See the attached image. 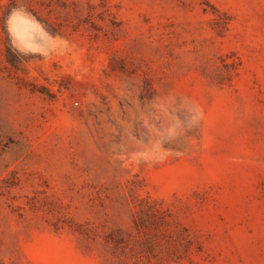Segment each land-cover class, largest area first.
Masks as SVG:
<instances>
[{
	"label": "rangeland",
	"instance_id": "1",
	"mask_svg": "<svg viewBox=\"0 0 264 264\" xmlns=\"http://www.w3.org/2000/svg\"><path fill=\"white\" fill-rule=\"evenodd\" d=\"M131 192L264 264V0H0V264H107Z\"/></svg>",
	"mask_w": 264,
	"mask_h": 264
},
{
	"label": "trees",
	"instance_id": "2",
	"mask_svg": "<svg viewBox=\"0 0 264 264\" xmlns=\"http://www.w3.org/2000/svg\"><path fill=\"white\" fill-rule=\"evenodd\" d=\"M9 52L13 47H8ZM17 63L23 58L19 52ZM9 62H11L9 60ZM16 66V62L12 63ZM133 217L131 231L117 229L103 239L107 264H173L191 260L195 240L189 230L175 220L169 209L151 197L130 193Z\"/></svg>",
	"mask_w": 264,
	"mask_h": 264
}]
</instances>
